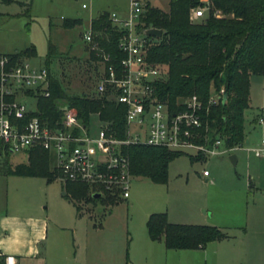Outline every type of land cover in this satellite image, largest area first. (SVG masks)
<instances>
[{
	"label": "rangeland",
	"instance_id": "obj_1",
	"mask_svg": "<svg viewBox=\"0 0 264 264\" xmlns=\"http://www.w3.org/2000/svg\"><path fill=\"white\" fill-rule=\"evenodd\" d=\"M126 1L0 0V54H16L33 48L34 56L26 58L27 62L44 67L47 48L51 45L54 55L46 63L63 92L67 96H92L98 66L89 58L82 37L96 17L110 12L122 15ZM150 1L157 10H168L167 0ZM81 4L85 5L84 9L80 8ZM217 18L228 16L218 14ZM64 20L77 23L63 29ZM249 92L251 104L243 112V133L250 144L246 148L264 138V79L253 77ZM23 103L28 109L34 108V100L23 99ZM258 118L261 124H257ZM94 121L92 118V124ZM231 155L237 159L234 165L228 160ZM25 162L24 153L0 156V202L26 204L29 209L47 214L51 223L66 228L69 233L74 230V246L78 244L81 253L85 250V241L95 234L96 243L112 253L108 258H99L96 264H156L151 258L154 253L145 256L142 246L143 240L147 241L145 222L151 214H164L173 224L227 229L224 231L236 236L235 240L218 244L234 249L235 261H240L239 264H243L242 259L252 262L264 250V236L252 231L250 224L246 225L253 212H264V158L256 159L247 150L194 162L181 155L168 163L164 184L134 177L128 198L117 199L112 206L101 202L104 197L95 202H71L63 196V186L57 181L46 182L41 178L22 181L5 174L7 166L12 168ZM202 171L209 174L206 182ZM73 204L78 207V214ZM202 211L207 214V224L199 222ZM239 233H243V243L239 242ZM203 250L191 259L176 252L162 257L157 264H214L211 253L206 260Z\"/></svg>",
	"mask_w": 264,
	"mask_h": 264
},
{
	"label": "built area",
	"instance_id": "obj_2",
	"mask_svg": "<svg viewBox=\"0 0 264 264\" xmlns=\"http://www.w3.org/2000/svg\"><path fill=\"white\" fill-rule=\"evenodd\" d=\"M15 1V0H7ZM196 5L188 10L187 19L196 23L208 16L209 0H190ZM170 0H167L169 6ZM85 8L84 4L80 5ZM149 9H158L150 0H127L122 15L110 12L107 20L116 34V50L121 58L112 59L95 41L90 30L82 37L98 66L92 96L124 107V130L121 138L108 123L91 116L88 125L77 119L76 111L60 101L56 104L59 120L52 125L34 114L38 97L49 95L44 67H34L26 58L0 54V156L24 153L33 148L46 151L52 158L54 181L62 186L81 184L90 194L126 200L130 181L128 146L163 148L190 157L220 158L234 151L247 150L256 159L264 158V138L255 146L227 148L215 135L206 118L207 107L217 103L222 90H209L206 105L196 96L177 98L173 108L159 97L156 85L164 81L162 66L146 61L148 49L156 38L144 34L142 19ZM218 12L212 14L217 18ZM23 99L34 100L28 109ZM207 106V107H206ZM92 118L94 123L92 124ZM261 124V119L256 120ZM94 127V128H93ZM201 176L207 177L206 171ZM3 264H16L12 256H3Z\"/></svg>",
	"mask_w": 264,
	"mask_h": 264
},
{
	"label": "trees",
	"instance_id": "obj_3",
	"mask_svg": "<svg viewBox=\"0 0 264 264\" xmlns=\"http://www.w3.org/2000/svg\"><path fill=\"white\" fill-rule=\"evenodd\" d=\"M195 1L170 0L166 12L149 9L142 19L145 28L157 29L161 35L146 53L149 64L160 65L165 72L164 81L156 85L157 93L173 108L177 98L196 96L203 105L213 93L222 90L215 105L207 107L206 120L215 135L223 139L225 147L244 144L243 112L249 108V81L264 73V0H209L208 16L196 23L187 19L188 10ZM214 12L228 16L215 18ZM76 20H64L61 28L74 26ZM90 30L95 41L112 59L121 58L116 50V32L103 14L90 21ZM54 55L49 45L44 68L49 72L47 60ZM94 61L93 54L88 52ZM34 56L33 48L13 54V58ZM49 95L36 100L39 120L52 125L59 120L56 104L60 101L75 109L77 119L86 126L91 116L97 115L99 122L108 123L119 138L123 135L124 107L105 99L67 96L50 72L48 77ZM123 154L128 158L129 173L134 178H143L153 184H164L168 163L183 154L163 148L128 146ZM202 156L190 157V162L202 161ZM5 174L14 177L41 178L54 181V171L50 166V156L40 148L27 152L26 164L8 166ZM64 196L71 202H95L86 185L66 184ZM118 200L104 197L101 202L109 205ZM76 213L78 207L73 204ZM148 239L162 241L166 250L190 251L203 248L210 242L228 238L222 229L212 226L170 224L164 214H151L145 222ZM3 264V257H0Z\"/></svg>",
	"mask_w": 264,
	"mask_h": 264
},
{
	"label": "crops",
	"instance_id": "obj_4",
	"mask_svg": "<svg viewBox=\"0 0 264 264\" xmlns=\"http://www.w3.org/2000/svg\"><path fill=\"white\" fill-rule=\"evenodd\" d=\"M257 78L264 79V73L263 75L256 77V79ZM252 79L253 77H251L249 81V90ZM250 104L251 96L249 92V106ZM244 145H250L248 138L244 139ZM25 157L27 159L26 154ZM236 162L237 159L235 158V163ZM19 164L25 165L26 162ZM50 166L52 168V159L50 161ZM10 177L20 179L22 181L23 179H35L14 176ZM207 177L203 178L205 182L207 181ZM64 195L65 194L63 192V196ZM18 206L21 209H19ZM201 217L202 220L199 221L201 222L200 224H207L205 222L207 214L204 211H202ZM168 223L173 224L169 221ZM248 224L251 225L250 227L252 231L255 230L257 234L264 236V212H253L249 219L247 218L246 220V225ZM210 225H215V223ZM91 227L94 230L95 225L92 224ZM97 227L100 228L99 225H97ZM216 228L227 230L220 227ZM236 229L239 230L240 227H235V230ZM225 232L228 238L220 241L210 242L203 248L197 250H166L162 241L152 242L148 239V237L147 241L143 240L142 246L145 256H147L149 253L151 256V254L154 253L151 258L155 260L156 264L162 261V257H168L169 255L173 256L176 252L183 253L182 255H185V257L191 259L197 256V253H201L203 249L204 250L202 253H204L205 259L207 260V256L211 253V262L214 264H233V262L234 264H239L237 262L240 261H235L237 260V256H235V253H233L234 249H231V247L227 245H222L220 247L218 244L235 240L236 236L230 235L228 231ZM242 234L243 233H239V237L241 238L239 241L240 243H243L245 240L242 238ZM94 235L92 234L90 236L89 241H85V250L83 253H81L79 245L76 244V246H74V240L76 239L74 230H70L69 233L66 228L60 227L54 222L51 223L47 214L41 211L29 209L26 204L22 205L20 203L9 204L8 202H0V257L6 255L12 256L15 259L16 264H80L79 261L82 257V264L83 262L84 264H96V261L99 258L105 259L112 253L105 246H99V244L96 243V239L93 238ZM221 248L224 250H221ZM242 260L243 264H264V250L260 252L257 257L255 256L252 262L248 259Z\"/></svg>",
	"mask_w": 264,
	"mask_h": 264
},
{
	"label": "water",
	"instance_id": "obj_5",
	"mask_svg": "<svg viewBox=\"0 0 264 264\" xmlns=\"http://www.w3.org/2000/svg\"><path fill=\"white\" fill-rule=\"evenodd\" d=\"M144 34L146 36H148V37H152V38H156V39H158L160 37V35H161L159 30L152 29V28L148 29V30H145ZM224 99H225V94H222V101H224ZM228 160L230 161V163L232 165L235 164V156L234 155L229 156ZM99 197H100L99 194H92V199H94V200L98 199Z\"/></svg>",
	"mask_w": 264,
	"mask_h": 264
}]
</instances>
